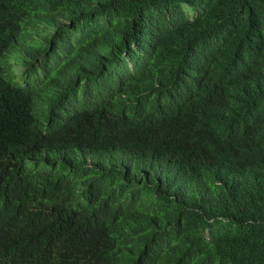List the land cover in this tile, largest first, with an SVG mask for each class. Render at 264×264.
I'll list each match as a JSON object with an SVG mask.
<instances>
[{
    "label": "trees",
    "instance_id": "obj_1",
    "mask_svg": "<svg viewBox=\"0 0 264 264\" xmlns=\"http://www.w3.org/2000/svg\"><path fill=\"white\" fill-rule=\"evenodd\" d=\"M0 264H264V0H0Z\"/></svg>",
    "mask_w": 264,
    "mask_h": 264
},
{
    "label": "rangeland",
    "instance_id": "obj_2",
    "mask_svg": "<svg viewBox=\"0 0 264 264\" xmlns=\"http://www.w3.org/2000/svg\"><path fill=\"white\" fill-rule=\"evenodd\" d=\"M4 62V61H3ZM4 64H6L5 62H4Z\"/></svg>",
    "mask_w": 264,
    "mask_h": 264
}]
</instances>
